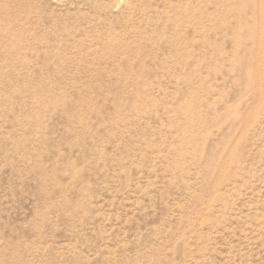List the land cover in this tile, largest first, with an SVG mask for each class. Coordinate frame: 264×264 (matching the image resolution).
I'll use <instances>...</instances> for the list:
<instances>
[{"label": "rangeland", "instance_id": "1", "mask_svg": "<svg viewBox=\"0 0 264 264\" xmlns=\"http://www.w3.org/2000/svg\"><path fill=\"white\" fill-rule=\"evenodd\" d=\"M0 264H264V0H0Z\"/></svg>", "mask_w": 264, "mask_h": 264}]
</instances>
